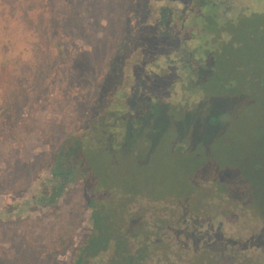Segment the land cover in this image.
I'll return each mask as SVG.
<instances>
[{
	"label": "trees",
	"instance_id": "1",
	"mask_svg": "<svg viewBox=\"0 0 264 264\" xmlns=\"http://www.w3.org/2000/svg\"><path fill=\"white\" fill-rule=\"evenodd\" d=\"M257 1L131 0L123 43L130 51L110 65L89 123L52 154L43 182L51 202L67 183L84 184L89 225L66 264H264V190L243 167L236 170L241 184L252 183L249 190L218 178L212 148L182 198L123 194L99 173L104 161L113 166L127 155L146 167L179 128H168L172 118L199 109L217 122L251 94L236 88L239 79L223 76L233 56L247 57L249 49L261 56L245 38L264 36V3ZM217 81L219 91L212 88ZM263 169L259 160L250 171Z\"/></svg>",
	"mask_w": 264,
	"mask_h": 264
},
{
	"label": "rangeland",
	"instance_id": "2",
	"mask_svg": "<svg viewBox=\"0 0 264 264\" xmlns=\"http://www.w3.org/2000/svg\"><path fill=\"white\" fill-rule=\"evenodd\" d=\"M130 8L131 0H0V264H66L85 236L83 182L67 183L55 202L43 182L51 177L52 154L89 123L110 65L130 51L123 46ZM245 38L261 56L250 49L247 57L233 56L223 77L239 79L236 88L251 94L217 122L199 109L172 118L168 128H179L146 167L129 155L113 166L104 161L99 173L107 187L133 196H188L189 175L212 148L218 178L249 190L252 183L241 184L236 170L243 167L264 190V169L250 171L264 162V36ZM212 88L222 89L220 81Z\"/></svg>",
	"mask_w": 264,
	"mask_h": 264
}]
</instances>
